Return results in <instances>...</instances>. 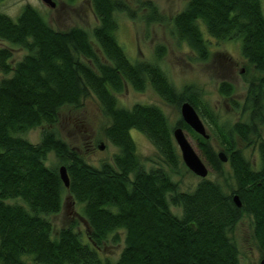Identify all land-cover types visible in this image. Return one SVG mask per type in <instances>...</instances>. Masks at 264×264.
I'll use <instances>...</instances> for the list:
<instances>
[{
	"label": "trees",
	"instance_id": "16d2710c",
	"mask_svg": "<svg viewBox=\"0 0 264 264\" xmlns=\"http://www.w3.org/2000/svg\"><path fill=\"white\" fill-rule=\"evenodd\" d=\"M89 2L96 18L89 30L81 25L57 29L29 3L14 18L0 11V39L7 44L0 45V264H27L28 259L32 264H241L232 232L243 213L251 217L253 237L264 255V137L254 141L257 156L249 159L233 135L248 143L250 133L258 134L252 120L256 114L232 125L220 121L197 91L175 87L158 62L164 44L155 45L153 59L128 57L116 36V12L134 18L136 9L124 0ZM138 6L147 8L140 15L147 25L171 21L174 40L188 45L196 58L209 56L213 40H237L246 60L264 72L261 0H187L171 18L153 0H138ZM12 46L24 50L15 62ZM125 84L137 90L150 85L177 107L188 100L210 129L209 137L182 117L170 123L157 104L120 105L117 93ZM219 90L228 96L233 86L223 80ZM88 98L109 117L103 133L118 148L110 159L90 164L51 127L42 128L36 142L25 136L32 127L53 123L60 106H81ZM176 126L191 133L205 162L220 174L224 162L210 141L211 135L217 138L234 186L225 188L206 175L191 189L180 188L169 171L184 163L172 135ZM130 128L147 136L166 167L145 165ZM51 151L59 159L56 164L47 162ZM61 164L67 186L59 175ZM65 189L80 205L88 223L85 234L75 222L52 234L48 215L61 209ZM121 231L118 258L102 257L104 242L118 241Z\"/></svg>",
	"mask_w": 264,
	"mask_h": 264
},
{
	"label": "rangeland",
	"instance_id": "374dc122",
	"mask_svg": "<svg viewBox=\"0 0 264 264\" xmlns=\"http://www.w3.org/2000/svg\"><path fill=\"white\" fill-rule=\"evenodd\" d=\"M55 4L50 6L44 0H0V11L13 18L21 10L25 3L35 6L47 19L48 23L57 29H67L72 25H81L91 29L96 22L89 0H53ZM129 6L136 9V17L131 18L125 11H117L119 27L116 32L118 42L124 48L131 59L155 57V45H165V53L159 59V64L178 90L190 86L197 91L202 100H206L219 116L220 121H226L232 125L238 120L252 119L257 124L258 134L250 133L248 143L242 140L237 133H233L237 147L241 148L249 159L257 156L254 141L258 137H264V81L260 80L264 72L256 69L242 55L237 40H213L210 45V53L206 59H198L193 51L185 43H177L169 29L171 21H152L148 25L140 17L147 8H139L138 0H124ZM187 0H153L159 11L171 18L177 10L182 8ZM264 10V0H261ZM0 45H6L0 39ZM96 47V46H95ZM13 62L20 59L24 50L19 46H12ZM2 74H0V78ZM232 84L233 91L225 95L219 90L221 81ZM259 98V103H254V98ZM120 105L130 106L133 102L154 103L160 106L170 123H175L181 118L180 107L164 101L150 85L143 90L134 89L125 84L122 91L117 93ZM109 123V117L102 110L100 104L93 98H88L81 106L64 104L59 107L56 120L53 123H43L30 128L25 136L36 142L40 138L41 129L53 128L79 156L92 165L98 166L102 161L110 159L112 153L118 148L104 135L103 127ZM205 123V122H204ZM206 130L210 129L206 125ZM198 154L203 158L196 139L189 131L184 130ZM130 133L136 143L137 153L144 157L145 165H161L165 163L157 156L155 147L147 136L136 128H130ZM210 141L216 151L223 147L214 135ZM102 143L103 147L99 148ZM204 160V158H203ZM205 161V160H204ZM47 162L56 164L58 157L51 151ZM223 171L218 174L211 165H208L207 177L220 181L225 188L234 186V177L228 161H223ZM180 188L191 189L199 180L184 163H180L176 170L170 169ZM177 211L176 207H172ZM53 224L52 234L57 235L58 230L75 222V229L85 234L88 223L81 212L80 205L76 203L65 189L62 194L61 209L48 215ZM234 240L238 246V254L241 264H259L264 257L252 234L251 217L243 213L233 229ZM85 237V236H84ZM124 233L120 232V239L112 241L111 237L104 242L100 254L111 260L118 258L124 242ZM27 264H32L28 259Z\"/></svg>",
	"mask_w": 264,
	"mask_h": 264
},
{
	"label": "water",
	"instance_id": "95a60500",
	"mask_svg": "<svg viewBox=\"0 0 264 264\" xmlns=\"http://www.w3.org/2000/svg\"><path fill=\"white\" fill-rule=\"evenodd\" d=\"M44 1L50 6H53L55 4L53 0H44ZM180 114L182 119L194 131L200 133L205 137H209V134L207 133L202 118L200 117L194 106L188 100H184L180 104ZM172 135L177 144L181 159L184 162V164L196 175L205 177L208 174V165L195 150L194 146L192 145L191 141L186 135L184 129L181 126H176L172 130ZM102 147L103 144L100 143L99 148ZM217 154L222 161L227 160V155L225 154L224 150H219ZM58 171L63 183L65 184V186H67L69 184V177L66 170V166L64 164H61L58 168ZM233 200L237 203V205L241 204V201L237 193L233 195ZM259 264H264V257H262L259 260Z\"/></svg>",
	"mask_w": 264,
	"mask_h": 264
}]
</instances>
